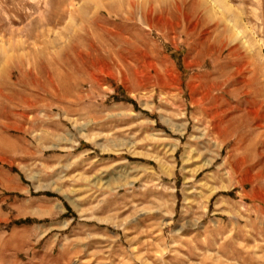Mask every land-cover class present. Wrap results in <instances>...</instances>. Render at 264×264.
Returning <instances> with one entry per match:
<instances>
[{
	"label": "rangeland",
	"instance_id": "1",
	"mask_svg": "<svg viewBox=\"0 0 264 264\" xmlns=\"http://www.w3.org/2000/svg\"><path fill=\"white\" fill-rule=\"evenodd\" d=\"M197 1L0 0V264H264V0Z\"/></svg>",
	"mask_w": 264,
	"mask_h": 264
},
{
	"label": "bare ground",
	"instance_id": "2",
	"mask_svg": "<svg viewBox=\"0 0 264 264\" xmlns=\"http://www.w3.org/2000/svg\"><path fill=\"white\" fill-rule=\"evenodd\" d=\"M213 1V0H212ZM218 1H222V3H224L225 4V6H227L228 7V9H229V11L231 12L232 11V8L230 7V6H228V4H227V2L225 1V0H215L214 1V5H217L218 4ZM198 3H201V4H203V1H201V0H199V1H197ZM195 4V3H194ZM205 4H207V3H205ZM204 4V5H205ZM210 4V3H209ZM200 5V4H199ZM197 6V5H196ZM208 6V5H207ZM210 6V5H209ZM218 6V5H217ZM212 7V6H211ZM215 7V6H214ZM204 8H206V7H204ZM208 9V8H207ZM215 9V8H214ZM218 9V8H217ZM220 9H222L221 7H220ZM227 9V8H226ZM205 10V9H204ZM210 10H211V8H210ZM209 11V10H208ZM229 19V18H228ZM235 20L238 22L239 20H240V16L238 15V14H235V19H234V23L233 24H235ZM237 22H236V24H237ZM225 24V23H224ZM235 24V25H236ZM235 25H233L234 27H235ZM246 31V30H245ZM208 32V31H207Z\"/></svg>",
	"mask_w": 264,
	"mask_h": 264
}]
</instances>
